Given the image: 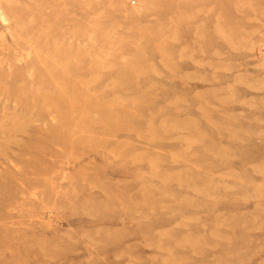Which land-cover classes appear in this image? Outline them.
<instances>
[{
	"label": "rangeland",
	"instance_id": "1",
	"mask_svg": "<svg viewBox=\"0 0 264 264\" xmlns=\"http://www.w3.org/2000/svg\"><path fill=\"white\" fill-rule=\"evenodd\" d=\"M0 264H264V0H0Z\"/></svg>",
	"mask_w": 264,
	"mask_h": 264
}]
</instances>
